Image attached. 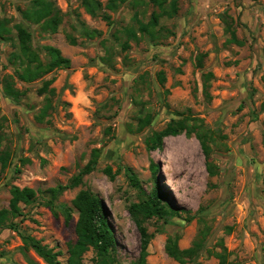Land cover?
<instances>
[{"label": "rangeland", "instance_id": "374dc122", "mask_svg": "<svg viewBox=\"0 0 264 264\" xmlns=\"http://www.w3.org/2000/svg\"><path fill=\"white\" fill-rule=\"evenodd\" d=\"M51 1L62 16L55 31L24 19L31 0H0V22L10 30L0 36V152L10 155L5 170L0 163V211L10 210L13 188L34 190L35 202L21 204L24 216L9 222L67 264L69 246L77 241L73 201L90 191L104 201L118 264H133L142 237L129 207L144 195L131 186L130 168L147 193L160 187L172 212L167 220L143 222L151 235L149 264H178L166 251L168 241L176 239L185 250L204 229L201 251L188 264H219L214 253L226 250L233 263L264 264V0H179L177 15L160 20L156 38L139 32L140 23L160 12L150 0ZM226 21L243 45L228 42ZM18 24L31 32L43 61L45 48L53 47L70 68L20 81L10 62L19 51ZM208 73L210 99L204 92ZM8 77L22 93L18 101L5 94ZM50 80L54 94H41ZM148 116L150 124L141 128ZM184 118L193 134L168 137L162 149H149L154 133ZM200 131L210 135L215 176L207 170ZM94 150L96 170L58 197L57 204L74 209L68 224L61 211L55 215L46 205L47 191L69 185ZM108 167L115 179L106 174ZM95 257L88 251L83 264H95ZM0 264L47 263L20 233L0 226Z\"/></svg>", "mask_w": 264, "mask_h": 264}, {"label": "trees", "instance_id": "16d2710c", "mask_svg": "<svg viewBox=\"0 0 264 264\" xmlns=\"http://www.w3.org/2000/svg\"><path fill=\"white\" fill-rule=\"evenodd\" d=\"M33 5L23 11V17L25 20L34 23H43L45 30L55 31L62 22L61 11L54 6L51 0H31ZM124 1V0H123ZM156 8L160 11L155 12L152 16V21L149 24L140 23L139 32L143 35H148L151 38H156L161 32L156 31V28L160 24V20L164 17L173 18L179 11L178 2L179 0H150ZM115 3L112 1L111 3ZM92 14L95 11L92 10ZM15 31L18 39L17 53H13L10 59L11 64L16 66V76L24 83H33L37 80L43 79L56 69H69L71 61L65 58L60 50L53 47H46L48 54V60L43 61L39 54L33 48L32 34L23 25H15ZM226 32L230 35L229 43L243 45V42L238 40L236 30L233 25L226 21ZM10 30L7 28L5 21L0 22V36L9 34ZM128 35L132 38H138L134 30H129ZM72 43H75L72 41ZM129 48V44L125 43L123 46L124 50ZM198 59L199 64H202V58ZM162 81L165 80L163 74L160 75ZM205 85L204 92L210 99L208 94V82L213 78L212 73H208L204 76ZM52 80L46 81L44 86L41 88V94H54V90H49V86L52 84ZM5 94L18 101L22 96V93L15 88V84L11 77L4 80ZM50 109L48 105L43 114L39 116V120L43 121L46 117L47 111ZM1 114V108H0ZM143 125L147 126L150 124V117H146L143 121ZM189 118L182 120H173L168 124L166 129L160 132L154 133V135L148 140V147L150 150L162 149L164 145V139L168 137H176L183 133L191 135L195 129L193 125H189ZM197 138L200 140L203 152L207 159V170L211 176H215L216 171L214 166L210 162L211 146L209 145L210 135L204 132H196ZM10 155L5 152H0V163L2 164V170H5L9 165ZM99 150H94L92 158L80 174L74 177L71 183L67 186H58L54 189H50L47 193L50 194V199L46 202V205L52 209L55 215H58V211H61L69 224L72 221L73 210L66 205L57 204L58 197L70 188H75L83 182V177L93 173L98 165ZM155 171L157 167L153 166ZM16 172H21L20 169L16 168ZM106 174L111 179H115V174L112 169L108 167L105 170ZM127 176L129 178L132 187L138 189L144 198L139 203H133L129 207L130 215L134 222L138 226L140 231L142 242H141V253L139 259L133 264H149L147 261L148 249L150 246L151 235H149L146 227L144 226V220L158 218L167 220L172 212L168 205L164 203L165 195L161 192L160 187L157 185L151 193H147L140 183V180L132 169L128 168ZM12 201L10 204V210L0 211V226L16 231L22 236L23 242L27 248L33 249L47 264H62L59 260V253H56L53 249L46 245H43L41 241L36 238L26 235L20 232L17 223L10 221V219H16L24 216L21 209V204L29 205L35 202L36 193L30 188H13L12 190ZM74 208L79 213V219L76 224V235L77 241L71 244L68 249L69 258L67 264H83L84 255L93 250L95 253V264H118L116 251L117 242L114 231L107 218L104 201L97 195L90 191H81L73 201ZM207 231L204 229L200 233V239L190 248L181 250L178 247L176 239H170L166 245L167 253L173 257L178 264H188L190 260H193L201 251V245L203 238ZM226 250V249H225ZM214 256L219 260V264H241L233 263L229 260V253L219 252L214 253Z\"/></svg>", "mask_w": 264, "mask_h": 264}]
</instances>
